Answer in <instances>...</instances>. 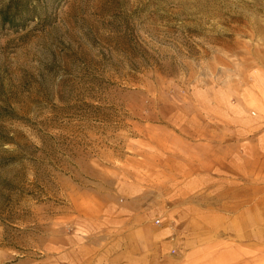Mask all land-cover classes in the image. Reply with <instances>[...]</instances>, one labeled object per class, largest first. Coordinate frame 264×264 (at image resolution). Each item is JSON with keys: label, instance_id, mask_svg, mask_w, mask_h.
<instances>
[{"label": "rangeland", "instance_id": "374dc122", "mask_svg": "<svg viewBox=\"0 0 264 264\" xmlns=\"http://www.w3.org/2000/svg\"><path fill=\"white\" fill-rule=\"evenodd\" d=\"M9 4L0 264H73V245L131 184L153 202L155 237L171 236L155 239L154 264H264V0H0V11ZM195 144L217 145L229 171L203 167L212 188L189 195L193 160H173ZM185 204L202 225L166 218Z\"/></svg>", "mask_w": 264, "mask_h": 264}, {"label": "crops", "instance_id": "0c3cea01", "mask_svg": "<svg viewBox=\"0 0 264 264\" xmlns=\"http://www.w3.org/2000/svg\"><path fill=\"white\" fill-rule=\"evenodd\" d=\"M240 108V106L230 108L229 113L239 112ZM240 120L242 121V119ZM185 149V152L176 157L177 160H173L174 165L188 167L189 162L187 161L193 160L192 164L195 167L193 173L184 176V170H181L178 175L172 174L171 171L167 172V174H170L169 181H181L182 176H184L186 183L183 192L186 191L185 193L191 195L202 189L212 188L210 183L213 182L214 177L211 173H215V171L219 173L224 166L228 167L227 172L229 171V155L226 157L225 152H219L217 145L210 144L201 147L195 144L190 145L188 148L185 147ZM224 149L229 150V142L225 143ZM205 166L210 167L209 171L211 173L209 175L202 173ZM132 176L127 178L128 181H139L137 177L133 178ZM203 181L206 183L209 181V184H203ZM119 191L118 193L124 194L123 197H126L125 191L129 192L130 199L120 200L121 205L118 206V202L114 198L113 201L117 207L115 206L113 209L109 207L105 211V221H100V225L91 224L89 243H83L81 248L78 245H73L75 255L82 251L81 259L75 258L73 264H154L155 239L165 238L164 240H166L168 238L165 243H170L169 238L171 236L165 232L166 228H163L155 237L153 220L157 218L155 215L157 212L153 209V202H148L149 199L144 196L142 187L131 184L127 186V189L125 187L119 188ZM111 198L108 196L106 199L111 200ZM192 208L186 204L176 209V211L169 208L167 209L166 218L173 220V216L177 215V221H180L182 215H186V217L193 215L189 218L186 228H197L203 223V215L201 212L198 213L197 208ZM160 220L162 223L164 222L162 219ZM176 241H178L177 238Z\"/></svg>", "mask_w": 264, "mask_h": 264}, {"label": "trees", "instance_id": "16d2710c", "mask_svg": "<svg viewBox=\"0 0 264 264\" xmlns=\"http://www.w3.org/2000/svg\"><path fill=\"white\" fill-rule=\"evenodd\" d=\"M10 7H11V5L9 4L4 9H2L0 11V20L3 24L12 27L16 24V21L14 20V18L12 17V15L10 13ZM17 8H18V6L15 5V9H17Z\"/></svg>", "mask_w": 264, "mask_h": 264}, {"label": "built area", "instance_id": "2783aa9c", "mask_svg": "<svg viewBox=\"0 0 264 264\" xmlns=\"http://www.w3.org/2000/svg\"><path fill=\"white\" fill-rule=\"evenodd\" d=\"M155 224H159V221L156 220V221H155Z\"/></svg>", "mask_w": 264, "mask_h": 264}]
</instances>
